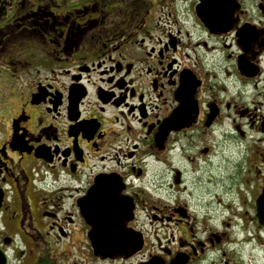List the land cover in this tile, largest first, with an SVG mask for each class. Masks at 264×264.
Returning a JSON list of instances; mask_svg holds the SVG:
<instances>
[{"label":"flooded vegetation","instance_id":"1","mask_svg":"<svg viewBox=\"0 0 264 264\" xmlns=\"http://www.w3.org/2000/svg\"><path fill=\"white\" fill-rule=\"evenodd\" d=\"M263 188L264 0H0V264H244Z\"/></svg>","mask_w":264,"mask_h":264},{"label":"water","instance_id":"2","mask_svg":"<svg viewBox=\"0 0 264 264\" xmlns=\"http://www.w3.org/2000/svg\"><path fill=\"white\" fill-rule=\"evenodd\" d=\"M201 18L209 26L213 24V22L207 20L203 14H201ZM257 216L259 218L260 223L264 225V188L262 193L257 199ZM90 234L91 236H93V238H96L94 246L97 252L107 255L110 254L114 249L119 248L117 245L106 242V241H110V238L113 237L112 233H105L99 230L98 228H93L90 231Z\"/></svg>","mask_w":264,"mask_h":264},{"label":"rangeland","instance_id":"3","mask_svg":"<svg viewBox=\"0 0 264 264\" xmlns=\"http://www.w3.org/2000/svg\"><path fill=\"white\" fill-rule=\"evenodd\" d=\"M220 198L224 199L222 195ZM258 229L259 238L248 243L249 245H243V249H241L244 264H264V229Z\"/></svg>","mask_w":264,"mask_h":264}]
</instances>
